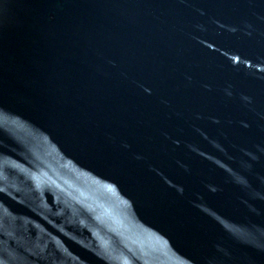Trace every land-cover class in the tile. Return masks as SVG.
Segmentation results:
<instances>
[{"label":"water","instance_id":"1","mask_svg":"<svg viewBox=\"0 0 264 264\" xmlns=\"http://www.w3.org/2000/svg\"><path fill=\"white\" fill-rule=\"evenodd\" d=\"M0 264H264V0H0Z\"/></svg>","mask_w":264,"mask_h":264}]
</instances>
